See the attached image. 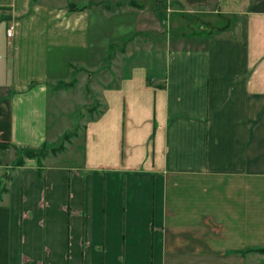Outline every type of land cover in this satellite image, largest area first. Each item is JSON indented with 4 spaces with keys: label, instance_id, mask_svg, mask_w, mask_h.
Returning <instances> with one entry per match:
<instances>
[{
    "label": "crops",
    "instance_id": "1",
    "mask_svg": "<svg viewBox=\"0 0 264 264\" xmlns=\"http://www.w3.org/2000/svg\"><path fill=\"white\" fill-rule=\"evenodd\" d=\"M102 60L78 166L71 138L14 167L65 133L53 81ZM261 247L264 0H0V264H256Z\"/></svg>",
    "mask_w": 264,
    "mask_h": 264
},
{
    "label": "rangeland",
    "instance_id": "2",
    "mask_svg": "<svg viewBox=\"0 0 264 264\" xmlns=\"http://www.w3.org/2000/svg\"><path fill=\"white\" fill-rule=\"evenodd\" d=\"M186 34H188V32H186ZM104 47L105 45L98 46V54H93V56L97 58V62L100 61ZM105 64V61L102 60L101 63H99V68L93 73V75L91 74V77L88 70L82 71V69H78V66L72 65V70L66 68L64 69L66 71L64 77L53 81L55 83V89L59 91L57 100H55L56 107L58 108L57 112L59 114L57 118L48 116V120L51 121L57 119L58 123L66 121L65 123L63 122V124H61L60 128L63 130V133L65 132L67 135L63 139H60L61 141L59 140L58 144L54 143L51 144V147H43L38 149L37 154L35 155L37 159L47 154L63 152L65 145L70 140H72L71 138H73L75 142L71 145V149L69 150L70 157L68 156L69 158L67 161H64V164L65 167L78 166L79 161L74 160L81 158V142L80 139L76 138L75 136L80 135L81 128L83 127L86 119L98 112L96 110L98 109V105L94 103L91 92L94 85L100 84V82L104 80V74L107 72ZM63 91L66 92L63 93ZM51 95H54L52 91L49 92L50 97H52ZM51 123H53V121H51ZM66 126L68 127L67 129L62 128ZM69 133H72V135ZM18 155H20V151H15L14 158L16 159ZM12 162L13 161H11V163ZM256 254V264H263L262 259L264 258V252Z\"/></svg>",
    "mask_w": 264,
    "mask_h": 264
},
{
    "label": "trees",
    "instance_id": "3",
    "mask_svg": "<svg viewBox=\"0 0 264 264\" xmlns=\"http://www.w3.org/2000/svg\"><path fill=\"white\" fill-rule=\"evenodd\" d=\"M69 134H71L72 135V133H69ZM67 134H65L64 133V135H63V137L61 138V139H63L65 136H66ZM1 146H3V145H1ZM4 147V146H3ZM42 148V147H41ZM38 150V149H37ZM37 150H25V149H20V155H18L17 157H16V161H13L12 162V165L15 167V166H20V164H21V162L22 161H19V160H21V158H34L35 157V155L37 154ZM40 168H38L37 169V172L39 173V175H40ZM247 250H249L250 252H256V253H261V252H264V247H261V248H253V249H247Z\"/></svg>",
    "mask_w": 264,
    "mask_h": 264
},
{
    "label": "built area",
    "instance_id": "4",
    "mask_svg": "<svg viewBox=\"0 0 264 264\" xmlns=\"http://www.w3.org/2000/svg\"><path fill=\"white\" fill-rule=\"evenodd\" d=\"M10 36H11V28L8 27V28L5 29V37L9 38Z\"/></svg>",
    "mask_w": 264,
    "mask_h": 264
}]
</instances>
